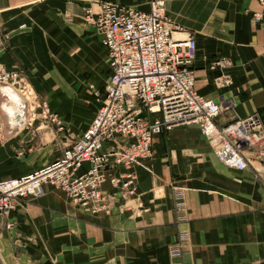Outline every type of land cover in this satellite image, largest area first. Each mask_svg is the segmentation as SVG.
I'll use <instances>...</instances> for the list:
<instances>
[{
  "label": "crops",
  "instance_id": "crops-1",
  "mask_svg": "<svg viewBox=\"0 0 264 264\" xmlns=\"http://www.w3.org/2000/svg\"><path fill=\"white\" fill-rule=\"evenodd\" d=\"M104 1L0 0V61L22 70L40 100L79 131L98 106L88 84L102 92L110 75L102 35L82 21L86 9L98 11ZM107 1L150 9L147 0ZM165 4L174 35L195 38V90L224 104L216 123L257 114L264 125V24L251 15L259 2ZM220 59L230 64L213 67ZM225 74L231 82L220 86ZM2 105L12 110L9 101ZM35 118L9 130L11 119L0 116V182L36 173L61 156L62 146L43 138L46 124ZM151 150L135 166L132 200L110 214H89L43 185L40 195L0 219V264H264V156L247 151L244 170L226 166L195 124L155 134ZM104 187L111 189L109 182ZM178 233L188 236L179 258L171 254Z\"/></svg>",
  "mask_w": 264,
  "mask_h": 264
},
{
  "label": "built area",
  "instance_id": "built-area-1",
  "mask_svg": "<svg viewBox=\"0 0 264 264\" xmlns=\"http://www.w3.org/2000/svg\"><path fill=\"white\" fill-rule=\"evenodd\" d=\"M257 1L260 9L251 15L256 23L264 24V0ZM165 2L147 0L148 12L107 0L98 5V11L86 9L84 21L102 35L110 69L103 91H92L99 100L95 115L80 134L68 138L52 164L0 182V219L21 202L40 195L45 184L92 215L110 214L122 201L126 206L136 188L135 166L151 158L155 134L178 125H198L218 160L238 171L247 167V151L264 147V125L257 114L226 126L216 123L224 104L195 90V38L175 37ZM229 64L220 59L213 67L224 69ZM230 82L228 74L219 77L220 86ZM27 84L22 70L8 69L0 61L2 95L1 88L12 87L21 93ZM37 107L47 123L67 130L46 101L38 100ZM105 142L109 145L104 149ZM84 165L86 170L79 173ZM107 182L110 190L104 187ZM182 205L183 195L177 193L176 207L182 209ZM183 219L181 214L178 220ZM178 236L171 249L177 258L184 254L188 237Z\"/></svg>",
  "mask_w": 264,
  "mask_h": 264
},
{
  "label": "rangeland",
  "instance_id": "rangeland-1",
  "mask_svg": "<svg viewBox=\"0 0 264 264\" xmlns=\"http://www.w3.org/2000/svg\"><path fill=\"white\" fill-rule=\"evenodd\" d=\"M82 21H84V16L82 17ZM84 23H86L85 21H84ZM89 26H91V25H89ZM92 27V26H91ZM96 29V28H95ZM97 31V30H96ZM98 32V31H97ZM98 34H99V32H98ZM176 37V36H175ZM102 87V86H101ZM101 87H98V86H96L95 84L93 85V84H88V86H87V88H88V90H89V92L88 93H91V95H90V97L92 98V101L94 102V103H96V105L99 103V100H97V98L93 95V93H92V91L94 90V89H100ZM26 89H28L29 90V92H30V95H31V100H30V102L27 100L26 102H27V106H26V110H27V122H32V120L33 119H36L35 117H37V116H41V120H43V123L44 124H46L47 125V121L42 117V112H41V110H40V107H37V101L38 100H40L41 99V96L40 95H38V93L34 90V89H32V87H31V85H27V87H26ZM26 89L24 90H22L21 91V94H22V96L24 95V93H23V91H26ZM25 97V96H24ZM37 99V100H36ZM3 102H7L6 101V97H3V95L0 93V105L3 103ZM29 104H32V108H31V110H28V105ZM0 116H4V117H6V114H5V111H3V109L0 107ZM59 116V115H58ZM60 118V117H59ZM37 120V119H36ZM60 120H61V122L62 123H64V125H65V129H67L65 132H63V131H59L58 129H57V127L55 126V129H56V131L54 130L52 133L50 132V130L47 128V126L45 125V126H43L41 123V126H42V128H41V133H43L44 135V139L45 140H47V141H51L52 142V139L54 138V141H56V142H58L61 146H62V148H63V146H64V144L67 142V141H70V140H68V138H74L76 135H78L81 131H79V129L76 127V126H74L75 124L72 122V119H64L63 118V120L60 118ZM35 121V120H34ZM91 121V119H89V120H87V121H85L84 122V124H83V126H82V128H84L86 125H88L89 124V122ZM27 123H24L23 124V126H25ZM49 125V124H48ZM32 127V126H31ZM8 128H9V130L10 129H14V128H12V127H10V125H9V123H8ZM17 130V129H16ZM53 137V138H52ZM61 148V149H62ZM261 151V152H260ZM253 152H255V154L257 153V155L258 156H264V147L263 148H261V149H256V150H253ZM64 195V194H63ZM65 196V195H64ZM74 207H76L75 205H73ZM4 227H7L6 225H4ZM8 228V227H7Z\"/></svg>",
  "mask_w": 264,
  "mask_h": 264
},
{
  "label": "bare ground",
  "instance_id": "bare-ground-1",
  "mask_svg": "<svg viewBox=\"0 0 264 264\" xmlns=\"http://www.w3.org/2000/svg\"><path fill=\"white\" fill-rule=\"evenodd\" d=\"M4 67H5V65H4ZM27 85H29V83ZM1 91H2L3 95L6 96V101L7 102L9 101L12 105V110H10V111L7 109L4 110V106L2 104H4L5 102H3L0 105V107L3 109V111H5L6 116L9 119H11L10 122H8V123L11 124L12 126L17 125L19 127H23V122L25 121L26 116H27L26 115L27 104L25 106V102L27 100L30 102V100L32 99L29 90L26 89V91H23V93H24L23 96L18 89H14L12 87L1 88ZM28 106H29L28 110H31L32 104H29Z\"/></svg>",
  "mask_w": 264,
  "mask_h": 264
}]
</instances>
